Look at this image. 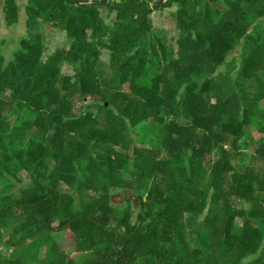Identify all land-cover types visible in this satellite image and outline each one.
<instances>
[{"label":"trees","instance_id":"16d2710c","mask_svg":"<svg viewBox=\"0 0 264 264\" xmlns=\"http://www.w3.org/2000/svg\"><path fill=\"white\" fill-rule=\"evenodd\" d=\"M27 1L0 53V264H264V0H169L178 52L124 11L160 0Z\"/></svg>","mask_w":264,"mask_h":264},{"label":"rangeland","instance_id":"374dc122","mask_svg":"<svg viewBox=\"0 0 264 264\" xmlns=\"http://www.w3.org/2000/svg\"><path fill=\"white\" fill-rule=\"evenodd\" d=\"M161 10L164 11L165 9H159V11ZM166 12H169V10H166ZM166 20H169V18H165V21ZM167 23L169 22H166L165 24ZM0 26L1 27L5 26L6 28L7 25L6 23H4V25H0ZM15 26L16 25L11 26V27L7 26V28H11L12 30H14L13 27ZM47 28L51 30L50 27H47ZM14 32L15 31L10 30L8 34L0 33V53L4 55V57L6 58L8 62H11L13 60L14 54L20 50V41L23 38H26L24 37L25 34H22L20 32H17V33H14ZM47 34H48V39H47L48 44H46V55L47 56L50 57L56 52L57 49L65 48V47L67 48V45H69V39H67V35L65 32L61 30L53 29V31L51 32L50 31L48 33L46 32V36ZM104 53L105 55H104L103 60L106 63H109L111 59L110 58L111 54L109 52H104ZM239 53H241L240 48H238V50L232 54L230 60L236 59ZM65 72L72 73L71 70H66ZM253 132L256 137H260L262 135V133L258 129H255V128H253ZM22 178L23 180H25V184H27L30 181V178L28 177L27 173H23ZM21 185L18 184L17 188L20 187ZM127 200H130L133 204L134 220H135L138 214L139 208H140V202H139L138 196L134 195L132 192L127 191V190H116L114 192V196L112 197L113 206H116L118 208H124L126 206ZM60 245L64 250L71 251L73 252V254L75 253L74 251L75 241L72 238L70 233L64 234L63 238L60 240ZM3 252H6V248H3Z\"/></svg>","mask_w":264,"mask_h":264},{"label":"crops","instance_id":"0c3cea01","mask_svg":"<svg viewBox=\"0 0 264 264\" xmlns=\"http://www.w3.org/2000/svg\"><path fill=\"white\" fill-rule=\"evenodd\" d=\"M19 4V10H20V17H19V22L18 24L13 27L14 30L11 28H5V26H0V33L3 34H8L11 31H15L14 33L20 32L22 34H25L24 37H27V26H26V6L28 1L27 0H17ZM4 5H5V0H0V25H4L6 23L5 20V13H4ZM180 7L177 5L173 8H167L163 12L157 10H154L150 16H149V21L152 27V30L154 32V37H158L161 40L165 41V43L168 45L169 48L174 49L176 52H178L179 49V35H180V30L178 28V11ZM166 10H169V12H166ZM109 18L113 19L114 14H109ZM165 18H169V20L165 21ZM166 22H169L165 24ZM165 24V25H164ZM7 25V24H6ZM46 32L48 33L49 28H47ZM55 30V29H54ZM58 30V29H57ZM47 39H48V34H47ZM48 44V43H46ZM105 53H103V58H104ZM111 58V56H110Z\"/></svg>","mask_w":264,"mask_h":264},{"label":"water","instance_id":"95a60500","mask_svg":"<svg viewBox=\"0 0 264 264\" xmlns=\"http://www.w3.org/2000/svg\"><path fill=\"white\" fill-rule=\"evenodd\" d=\"M78 6L81 7H88V6H92V7H99V8H106V9H112V10H117L120 11L122 10V8L112 5V4H103V3H85L82 0H75ZM169 0H160L157 4H155L154 6H152L150 9L146 10V11H132V10H128V9H124V11L126 12H132L135 14H149L151 12H153L154 10H157L161 7H163Z\"/></svg>","mask_w":264,"mask_h":264},{"label":"built area","instance_id":"2783aa9c","mask_svg":"<svg viewBox=\"0 0 264 264\" xmlns=\"http://www.w3.org/2000/svg\"><path fill=\"white\" fill-rule=\"evenodd\" d=\"M85 3H103V1H106L108 4H114V3H119L122 2V0H82Z\"/></svg>","mask_w":264,"mask_h":264}]
</instances>
